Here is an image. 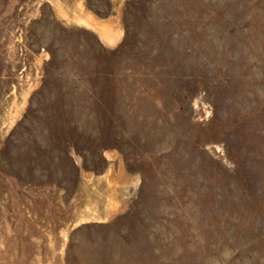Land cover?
<instances>
[{
  "label": "rangeland",
  "instance_id": "374dc122",
  "mask_svg": "<svg viewBox=\"0 0 264 264\" xmlns=\"http://www.w3.org/2000/svg\"><path fill=\"white\" fill-rule=\"evenodd\" d=\"M0 264H264V0H0Z\"/></svg>",
  "mask_w": 264,
  "mask_h": 264
}]
</instances>
